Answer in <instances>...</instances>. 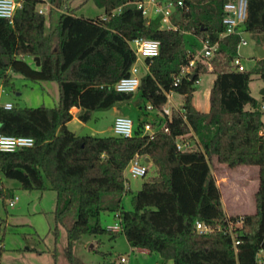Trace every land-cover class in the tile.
I'll return each instance as SVG.
<instances>
[{"label":"trees","instance_id":"16d2710c","mask_svg":"<svg viewBox=\"0 0 264 264\" xmlns=\"http://www.w3.org/2000/svg\"><path fill=\"white\" fill-rule=\"evenodd\" d=\"M19 1L12 23L0 17V82L10 85L13 74L32 82L55 81L59 98L53 107L0 106V135L34 140L30 147L0 151V198L11 195L2 178L15 180L27 191L53 190L54 218L66 228L70 264H83L72 254L82 236L114 237L119 231L130 247L158 253L161 264L169 259L173 264H258L257 254L262 251L264 255V122L260 108L264 96L260 100L252 96L249 83L253 74L264 81V58H256L254 66L245 71H236L232 65L238 36L221 37L223 5L230 0H185L188 9L177 7L172 17L178 29L162 28L159 19L148 21L137 8L140 0H93L102 15L83 17L74 9L63 10L48 35L46 20L52 22V8L63 6V0H48V15L38 10L42 0ZM181 30L191 31L197 39L217 41L218 49L210 57L196 59L192 73L181 75L173 85L174 77L194 57ZM243 30L264 47V0H247ZM137 37L158 40L159 53L145 59L148 71L141 75L137 92L116 91L114 84L129 75L135 62L128 41ZM206 62L214 78L205 112L195 107L193 95L195 82L206 72ZM170 91L182 96V103L168 117L160 112ZM134 96L139 107L141 102L146 110L152 105L154 116L139 119L131 137L76 135L67 126L74 107L80 109L77 118L86 122L93 111L108 110ZM146 123L155 129L152 136L142 132ZM185 134L194 136L198 146L178 149L177 140ZM136 153L148 157L147 166L153 171L132 195V209L125 210L120 206L127 191L124 170ZM254 158L259 162L255 211L228 218L210 161L235 168L242 160ZM110 212L120 220L119 231L101 222V215ZM240 217L241 233L234 248L224 230L228 221L235 223ZM196 221L212 230L197 231ZM4 228L0 221V235Z\"/></svg>","mask_w":264,"mask_h":264},{"label":"rangeland","instance_id":"374dc122","mask_svg":"<svg viewBox=\"0 0 264 264\" xmlns=\"http://www.w3.org/2000/svg\"><path fill=\"white\" fill-rule=\"evenodd\" d=\"M60 8H52V22L46 20L45 34L50 33L51 23L56 22L57 16L63 10L74 9L77 16L97 17L103 14L93 0H63ZM42 5L39 4L38 8ZM48 15L49 6L42 8ZM154 17V16H153ZM243 37L247 45L240 46L238 53L242 56L243 63L251 68L256 63L255 42L248 33ZM187 48L194 53L201 49V42L192 33H184ZM31 62L30 57L27 58ZM139 67L144 71L140 62ZM206 64V72L210 71V64ZM214 75L211 72L201 73L195 83L196 90L193 95V104L197 109H208V91ZM263 80L257 74L251 76L249 83L252 95L259 98L258 90L263 85ZM0 94V103L11 102L15 107H53L59 98L58 86L55 81L32 82L19 74H13L11 83L3 86ZM137 92V90H136ZM136 95V94H135ZM136 96L128 101L120 102L108 110L93 111L88 121L82 122L74 119L68 125L76 135L93 134L99 136L112 135V122L118 115H125L132 119L134 126L139 119L150 120L154 116L153 110H146L136 103ZM171 104L179 106L182 97L176 93H170ZM73 112V110H72ZM262 120L264 122V110ZM188 139L193 138L187 135ZM258 160H242L235 168H229L216 160L210 161L211 173L219 187L221 202L226 217L232 215H244L254 213V192L258 186ZM148 172L144 177H131L124 170L127 179V191L122 195L120 206L125 210H131L132 195L141 188L148 174H152V167L147 166ZM3 184L11 189V195L0 198V221L4 225L3 235H0V264H70L67 255L66 228L55 222L54 208L56 193L47 188L45 190L27 191L20 188L18 182L12 179L2 178ZM17 196L15 204L8 202ZM118 221L115 212L101 215V222L109 227ZM72 254L78 263L92 264L105 260H114L120 264V257L125 261L122 264H161V257L156 252H146L140 248L130 247L122 232L114 237L109 234L84 235L77 240L72 248ZM163 264H173L172 260H165Z\"/></svg>","mask_w":264,"mask_h":264},{"label":"built area","instance_id":"2783aa9c","mask_svg":"<svg viewBox=\"0 0 264 264\" xmlns=\"http://www.w3.org/2000/svg\"><path fill=\"white\" fill-rule=\"evenodd\" d=\"M41 8H38L39 12L43 13L42 8L50 6L48 0H42ZM137 8L142 12V15L147 18L148 21L159 19L160 26L162 28L168 29H178V26L172 20L174 12L177 7L188 9L185 4V0H140L136 3ZM20 6L19 0H0V17L8 20L9 23L13 22L14 13L17 7ZM224 17L223 25L224 31L221 33V37L236 35L238 36V43L236 46V55L232 60V65L236 71H245L247 67L243 63L242 56L238 53L240 46L247 45V40L243 37L245 31L243 30V24L247 17V0H230L223 5ZM154 16V17H153ZM104 18V17H103ZM182 33H191L188 30H181ZM201 42V49L198 53H194V57L189 61L186 66L181 68L180 75L174 77L173 85H177L180 82L181 75L192 73V68L195 65V60L198 58H205L212 56L218 49V42H210L209 39L199 38ZM128 44L135 55V62L130 68V73L126 77L120 78L115 84L114 88L119 92H135L139 85L140 79L143 72L148 71V63L145 62L146 58H152L159 53L160 42L156 39L151 38H141L137 37L128 41ZM142 63L144 71L139 67L138 63ZM198 81V80H197ZM196 81V82H197ZM195 82V83H196ZM3 92V89L0 87V94ZM170 92L166 93L167 102L163 106L161 115L170 116L171 109L176 108L171 104ZM5 109H10L14 105L11 102H6L1 104ZM260 108L264 110V101L261 103ZM148 110H153L152 105H147ZM134 122L131 118L125 115H118L114 118L112 122V132L116 136L120 137H131L134 134ZM164 131H168L166 126L163 127ZM143 134L151 135L154 134L155 129H153L148 123L144 124ZM185 134L179 136L176 147L180 150H188L193 147H197V140L193 138L188 139ZM192 137V136H191ZM34 143L32 137L29 136H7L0 135V151L12 152L20 148L30 147ZM147 162L145 158L138 153L134 154L133 157L129 160L126 170L128 171L131 177H144L147 174ZM17 196L13 197L8 205L12 206L15 204ZM115 217L118 221L114 222L108 228L112 231H119L121 229L120 220L115 213ZM241 224L242 218L240 217L235 223L228 221L227 228L224 230L227 232L232 240V245L235 248L239 243L237 239L238 233H241ZM195 228L199 232H209L212 228L201 221H196ZM220 229V228H218ZM238 229L239 231H236ZM2 247L0 243V248ZM264 257L262 251L257 254L258 264L262 263V258ZM120 264L125 261L123 256L120 257Z\"/></svg>","mask_w":264,"mask_h":264},{"label":"water","instance_id":"95a60500","mask_svg":"<svg viewBox=\"0 0 264 264\" xmlns=\"http://www.w3.org/2000/svg\"><path fill=\"white\" fill-rule=\"evenodd\" d=\"M254 50H255L256 55H257V57H258L259 59L264 58V48H263L261 45L256 44V45L254 46ZM34 60L36 61L35 64H36V65H39V59H38V57H34ZM192 77H193V75L190 76V78H192ZM260 94H261L262 96H264V84H263V87H262V89H261V91H260ZM145 161H146V162H149L148 157L145 158Z\"/></svg>","mask_w":264,"mask_h":264},{"label":"crops","instance_id":"0c3cea01","mask_svg":"<svg viewBox=\"0 0 264 264\" xmlns=\"http://www.w3.org/2000/svg\"><path fill=\"white\" fill-rule=\"evenodd\" d=\"M256 45V44H255ZM264 48V47H263ZM258 58V57H257ZM141 64V66H142V68L144 69V67H143V64L142 63H140ZM207 72H210V71H207ZM207 72H205V73H207ZM214 78V77H213ZM213 78H212V80H213ZM212 83V82H211ZM263 84H264V82H263ZM262 87H263V85L259 88V90H258V95H259V98H257L256 96H254V95H252V96H254L256 99H259L260 100V98H261V94H260V91H261V89H262ZM252 94V93H251ZM182 97V96H181ZM208 108H209V105H208ZM72 110H73V112H72ZM198 110H200V109H198ZM79 111H80V109L79 108H76V107H74V108H72L71 109V112H72V115H73V117H72V119L67 123V126L69 125V123L71 122V121H73L74 119H78L77 118V116H78V113H79ZM202 111V110H201ZM206 111H208V109L207 110H205V112ZM140 250H143V251H146L147 252V250H144V249H140ZM263 257V256H262Z\"/></svg>","mask_w":264,"mask_h":264}]
</instances>
